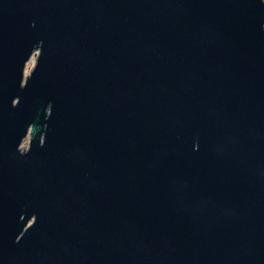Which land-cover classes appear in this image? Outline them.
<instances>
[{"label":"water","instance_id":"95a60500","mask_svg":"<svg viewBox=\"0 0 264 264\" xmlns=\"http://www.w3.org/2000/svg\"><path fill=\"white\" fill-rule=\"evenodd\" d=\"M0 264H264V0H0Z\"/></svg>","mask_w":264,"mask_h":264},{"label":"rangeland","instance_id":"374dc122","mask_svg":"<svg viewBox=\"0 0 264 264\" xmlns=\"http://www.w3.org/2000/svg\"><path fill=\"white\" fill-rule=\"evenodd\" d=\"M33 60L32 61H30L28 64H27V66H26V75H30V73H31V71H33L34 70V67H35V62H36V57L34 56L33 58H32ZM30 138H31V136H30V134L27 136V138L24 140V144L21 146V150H22V152L23 151H27V149H28V147H29V145H30Z\"/></svg>","mask_w":264,"mask_h":264},{"label":"flooded vegetation","instance_id":"af4514ba","mask_svg":"<svg viewBox=\"0 0 264 264\" xmlns=\"http://www.w3.org/2000/svg\"><path fill=\"white\" fill-rule=\"evenodd\" d=\"M31 139V138H30ZM23 152H25V151H23Z\"/></svg>","mask_w":264,"mask_h":264}]
</instances>
